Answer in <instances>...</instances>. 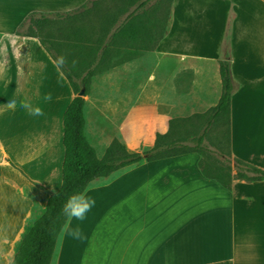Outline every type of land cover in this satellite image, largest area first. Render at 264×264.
<instances>
[{
    "label": "crops",
    "instance_id": "obj_1",
    "mask_svg": "<svg viewBox=\"0 0 264 264\" xmlns=\"http://www.w3.org/2000/svg\"><path fill=\"white\" fill-rule=\"evenodd\" d=\"M85 1L0 0V264L62 185L64 115L76 95L40 40L18 30L30 12ZM226 44L232 154L264 169V0H174L155 50L92 77L84 94L92 144L104 154L115 137L126 138L133 116L138 144L151 148L172 118L217 105ZM22 101L44 115H30ZM88 125L86 118V134ZM199 160L196 152L144 160L94 179L87 187L94 207L71 224L83 239H58L51 264H264V180L234 179L227 188L204 176Z\"/></svg>",
    "mask_w": 264,
    "mask_h": 264
},
{
    "label": "trees",
    "instance_id": "obj_2",
    "mask_svg": "<svg viewBox=\"0 0 264 264\" xmlns=\"http://www.w3.org/2000/svg\"><path fill=\"white\" fill-rule=\"evenodd\" d=\"M173 2L117 0L112 8L100 10L101 0H87L73 10L30 12L22 22L18 33L37 37L54 60L63 46L75 50V56L80 59L73 65L74 60L67 58L60 68L76 94L64 115L66 153L62 185L59 190L49 192L45 212L25 234L8 264H51L58 237L67 220L62 211L67 198L84 192L98 177H108L144 160L155 161L196 152L200 155L202 174L224 187L230 188L234 179L264 180L263 168L232 154L231 100L235 84L227 50L219 58L223 90L217 105L203 113L172 118L169 130L157 133L154 146L142 152L130 150L115 137L99 156L89 140L84 112L86 99L79 95L80 91L84 90L88 95L94 75L155 50L166 36ZM93 12H96L94 18L91 17ZM199 120L202 130L189 133L197 127L194 121ZM213 129L218 132L215 141L211 138ZM232 170L236 171L234 175Z\"/></svg>",
    "mask_w": 264,
    "mask_h": 264
},
{
    "label": "clouds",
    "instance_id": "obj_3",
    "mask_svg": "<svg viewBox=\"0 0 264 264\" xmlns=\"http://www.w3.org/2000/svg\"><path fill=\"white\" fill-rule=\"evenodd\" d=\"M54 65L57 67V69L63 67V65L66 63V58L64 56H58L56 60L53 61ZM75 64V61H73V65ZM43 100L45 102H50L52 100V94L48 93L43 97ZM7 107L9 109H15L16 107V101L12 100L8 102ZM21 107L24 109H27L29 111L30 115L33 116H43L44 110L41 106H33L28 101H22ZM55 192V190H53ZM89 189H86L84 192H78L71 194L66 202L63 205V213L67 217V220L65 224L63 225L59 240H63L64 236H70L73 239H83V234L79 227L72 228L71 224L73 219L82 221L85 219L86 214L94 207L95 205V199L88 195Z\"/></svg>",
    "mask_w": 264,
    "mask_h": 264
},
{
    "label": "rangeland",
    "instance_id": "obj_4",
    "mask_svg": "<svg viewBox=\"0 0 264 264\" xmlns=\"http://www.w3.org/2000/svg\"><path fill=\"white\" fill-rule=\"evenodd\" d=\"M86 2V1H85ZM84 2V3H85ZM117 2V0H101V4H100V7L99 9H107V8H112L113 5ZM83 3V2H82ZM83 3V4H84ZM43 12H48V11H43ZM93 14H96V12H93L91 13V17L94 18V15ZM95 24H96V21H95ZM91 25V24H90ZM226 50L228 52V44H226ZM58 56H64L67 60L68 59H71L72 61H78L80 59V56H75V50L71 49V48H68L67 46H63L62 47V50L61 52L57 53ZM67 62V61H66ZM89 112V110H88ZM87 110H86V118H87V122H89V125H88V132H87V136L89 138V140L91 141V143H94L93 141H96V139L94 138L93 136V124H91L92 120H91V116L92 115V111L88 113ZM197 123V127H194V129L192 131H189V133H193V132H196V133H199L202 128L200 127L202 121L199 120V121H194V124ZM136 123L133 121V116L132 117H128V124H127V134H126V138H123L121 139V141L123 143H125L128 148L132 151H144V150H147L149 149L148 147H145V146H141L138 144V141L136 139ZM218 135V132L216 130H212L211 132V138L215 141L216 140V136ZM94 145V144H93ZM96 149H97V152L99 154V156H102L103 152H102V147L100 145H95ZM212 148L214 149L215 147L212 146ZM225 148V147H224ZM133 171H130L128 172V174H134V172L132 173ZM235 172V170H232V174ZM105 207L102 209V212L104 211ZM102 212H98V216L95 218V220L101 215ZM99 229L100 230V227H96V230ZM101 232V231H100ZM94 235H92L91 237H93ZM95 239V244H97V246H101L102 248V241L100 242V240H102V236L98 239V237H94ZM76 264H81L79 263V260L77 261Z\"/></svg>",
    "mask_w": 264,
    "mask_h": 264
},
{
    "label": "water",
    "instance_id": "obj_5",
    "mask_svg": "<svg viewBox=\"0 0 264 264\" xmlns=\"http://www.w3.org/2000/svg\"><path fill=\"white\" fill-rule=\"evenodd\" d=\"M85 92L84 90L80 91L79 95L84 96Z\"/></svg>",
    "mask_w": 264,
    "mask_h": 264
}]
</instances>
